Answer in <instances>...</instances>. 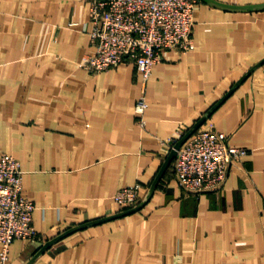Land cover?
<instances>
[{
	"label": "crops",
	"instance_id": "obj_1",
	"mask_svg": "<svg viewBox=\"0 0 264 264\" xmlns=\"http://www.w3.org/2000/svg\"><path fill=\"white\" fill-rule=\"evenodd\" d=\"M89 13V0H0V155L20 162L38 233L13 240L10 262L264 264V0L197 1L195 47L153 66L144 127L133 61L81 65ZM208 126L249 152L221 190L188 193L165 141ZM138 182L139 207L120 214L113 195Z\"/></svg>",
	"mask_w": 264,
	"mask_h": 264
},
{
	"label": "built area",
	"instance_id": "obj_2",
	"mask_svg": "<svg viewBox=\"0 0 264 264\" xmlns=\"http://www.w3.org/2000/svg\"><path fill=\"white\" fill-rule=\"evenodd\" d=\"M86 24L89 43L94 51L81 65L92 72L107 71L126 61H133L142 75V94L135 105L139 122L145 126L148 107L146 83L153 66L166 50L186 53L195 47L192 33L198 0H89ZM181 133V132H180ZM179 134L165 141L176 149L174 175L188 193L221 190L229 167L238 165L249 150L230 144V135L208 126L189 135L175 148ZM140 183L118 189L113 201L120 209L136 207L141 202ZM35 204L23 194V170L11 154L0 155V264L10 262L14 239L38 237L33 222Z\"/></svg>",
	"mask_w": 264,
	"mask_h": 264
},
{
	"label": "water",
	"instance_id": "obj_3",
	"mask_svg": "<svg viewBox=\"0 0 264 264\" xmlns=\"http://www.w3.org/2000/svg\"><path fill=\"white\" fill-rule=\"evenodd\" d=\"M260 7V5H244V6H242V8L243 9H245V10H253V9H256V8H259ZM262 7V6H261ZM192 134V133H191ZM191 134H188V135H186V137L183 139V140H180L177 144H176V146H175V148H179L180 147V145L182 144V142L189 136V135H191ZM175 155H176V149H172V152H171V156L172 157H175ZM139 206L137 205L136 207H134V208H130L129 210H126V211H122L120 214H125V213H128V212H132V211H134L135 209H137ZM119 214V215H120ZM102 221V219H100V220H96V221H93V222H89V223H98V222H101ZM80 227H82V225L80 226Z\"/></svg>",
	"mask_w": 264,
	"mask_h": 264
},
{
	"label": "rangeland",
	"instance_id": "obj_4",
	"mask_svg": "<svg viewBox=\"0 0 264 264\" xmlns=\"http://www.w3.org/2000/svg\"><path fill=\"white\" fill-rule=\"evenodd\" d=\"M139 183V182H138Z\"/></svg>",
	"mask_w": 264,
	"mask_h": 264
}]
</instances>
